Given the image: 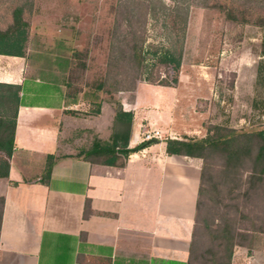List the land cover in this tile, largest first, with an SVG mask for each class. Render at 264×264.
Listing matches in <instances>:
<instances>
[{
    "label": "crops",
    "instance_id": "crops-1",
    "mask_svg": "<svg viewBox=\"0 0 264 264\" xmlns=\"http://www.w3.org/2000/svg\"><path fill=\"white\" fill-rule=\"evenodd\" d=\"M42 61L28 41L24 56L0 54V84L20 88L7 96L15 152L9 177L0 178V264H189L202 160L167 153L168 139L188 134L173 91L148 102L137 88L120 101L134 115L130 149L148 132L161 140L117 154L123 161L85 159L91 138L110 141L115 106L101 96V113L87 115L95 101L70 92L67 60ZM251 236L264 243V233ZM232 264H264V244L237 242Z\"/></svg>",
    "mask_w": 264,
    "mask_h": 264
},
{
    "label": "rangeland",
    "instance_id": "rangeland-1",
    "mask_svg": "<svg viewBox=\"0 0 264 264\" xmlns=\"http://www.w3.org/2000/svg\"><path fill=\"white\" fill-rule=\"evenodd\" d=\"M18 9L28 25L23 29L31 55L43 57L42 67L55 57L66 59L72 93L121 103L139 88L144 101L157 102L172 90L188 133L182 135L194 140L205 139L209 130L216 134L215 127L235 133L264 129V97L256 91L264 0H0V33L12 30ZM137 45L146 52L142 61L133 52ZM9 93L0 89V117L6 121L14 112ZM5 159L0 152V167ZM213 165L218 183L219 155ZM230 189L206 187L191 264L228 262L221 240L227 221L236 242L264 244L251 236L264 230V186L249 198L243 189L229 195Z\"/></svg>",
    "mask_w": 264,
    "mask_h": 264
},
{
    "label": "trees",
    "instance_id": "trees-1",
    "mask_svg": "<svg viewBox=\"0 0 264 264\" xmlns=\"http://www.w3.org/2000/svg\"><path fill=\"white\" fill-rule=\"evenodd\" d=\"M22 11L16 10L14 13V27L7 33H0V54L11 56H24L26 50V44L28 41L27 34L23 27L28 26L21 19ZM229 19L237 20V17L232 13L228 14ZM137 58L142 61L143 55H146L143 45L136 46L133 49ZM161 60V55L154 54ZM261 59L257 66L256 75V91L259 97H264V41L261 49ZM1 90H7L14 96L18 95L19 87L0 84ZM135 89H130L134 91ZM90 96V95H89ZM91 99L95 101L94 109H91L87 115H97L101 113L102 103L99 96L93 95ZM8 103V102H7ZM115 107V120L113 134L109 142H102L99 139H95L92 148L89 151H83L80 153L85 159H101L108 158L112 161H118L120 157L117 154H121L125 157L132 153L139 152L155 141L143 142L133 149L129 148V141L131 137L134 115L130 112L124 111L121 103L112 102ZM264 108V101L262 102ZM15 118V117H14ZM15 119L6 121L0 117V152L4 153L6 159L3 161V166L0 167V178L9 177L10 159L14 155L15 145ZM216 134H212L209 130L205 139L194 140L188 137L183 140L168 139L167 153L169 155H178L191 158H198L202 160L201 168V184L199 189V199L197 202V214L195 219V232L193 237V243L191 246V257L194 248V243L197 238L198 232V216L201 210V197L206 192V187L211 185L214 189L221 187H230L229 195L235 190H245L243 197H250V193L258 191L259 188L264 186V129L252 132V133H235L234 131L223 129L221 127H215ZM225 132L221 134V132ZM219 155L223 161V172L221 179L217 183L214 177V165L213 157ZM55 163V156L50 155L47 158L45 168V178L50 177L52 167ZM250 165V167H248ZM245 176V177H244ZM232 185V186H231ZM240 196V195H239ZM0 226L3 213L4 199L0 198ZM237 209H239L237 207ZM255 230V229H253ZM264 233L262 229L259 231ZM222 242H226L228 245V262L226 264H232V258L234 249L237 245L236 235L234 227L231 224L225 222V228L223 229ZM191 257L190 262L191 264ZM223 264V263H219Z\"/></svg>",
    "mask_w": 264,
    "mask_h": 264
},
{
    "label": "built area",
    "instance_id": "built-area-1",
    "mask_svg": "<svg viewBox=\"0 0 264 264\" xmlns=\"http://www.w3.org/2000/svg\"><path fill=\"white\" fill-rule=\"evenodd\" d=\"M163 136L159 131H152L148 132L145 137L143 138V142H149V141H155V140H161Z\"/></svg>",
    "mask_w": 264,
    "mask_h": 264
}]
</instances>
